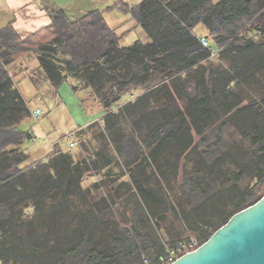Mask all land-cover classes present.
<instances>
[{
	"label": "trees",
	"instance_id": "trees-1",
	"mask_svg": "<svg viewBox=\"0 0 264 264\" xmlns=\"http://www.w3.org/2000/svg\"><path fill=\"white\" fill-rule=\"evenodd\" d=\"M123 11L149 42L122 47L104 11L53 12L27 39L0 30V264H164L166 242L199 247L264 196V0H143ZM203 37L229 68L206 65ZM33 52L55 89L77 78L101 103L109 141L89 157L28 164L30 110L10 68ZM93 173L99 198L82 184Z\"/></svg>",
	"mask_w": 264,
	"mask_h": 264
},
{
	"label": "rangeland",
	"instance_id": "rangeland-1",
	"mask_svg": "<svg viewBox=\"0 0 264 264\" xmlns=\"http://www.w3.org/2000/svg\"><path fill=\"white\" fill-rule=\"evenodd\" d=\"M213 1L216 2L218 0ZM116 14L120 16L121 20L124 19L123 15L119 13ZM128 29L129 28L127 27L125 30ZM138 30L139 32L133 31L130 37L125 38L122 43L120 42L121 46L128 47L133 44L134 40H137V38L139 40L143 37H145L146 39H141V41L148 42L147 34L141 28H138ZM263 41L264 38L259 39V43ZM231 63V59H223L221 55L216 58H209L206 61V65L211 68H229ZM28 64L35 67L36 65H38V60H36L35 57L31 55L29 57ZM10 69L14 70L13 68ZM16 71H19V69H16ZM17 80L18 87L21 91H19V93H22L21 95H23L26 105L30 110V116L25 117L21 124V128L30 132L32 135V140L25 142V144H29L28 148L27 146L25 147V151L28 154L29 152L33 153L32 151H34V158L31 156L28 164L33 163L34 165H36L41 162H47L51 158V156L59 151H71L75 160L78 161L85 157H89L96 149H100L101 147L105 146L106 143L108 144L109 140L107 141L106 136L103 135V133H106L105 123L103 119L104 109L100 102H98V107L96 108L97 113L95 114V118L92 119L93 122L88 125L89 128L86 127V130H84L85 132L87 131V133L91 132L89 133V136L87 135L88 139L86 137H83L82 135L83 140L87 139L86 142L80 143L81 138H79L77 139V143L74 147H72V145L70 144V142L75 143L76 138L74 135H72L73 132L70 133L69 131L70 129L75 128L77 124L79 125V121L80 124H83L85 122L81 120V117L85 114L81 113L78 110L77 105L74 103L73 96L79 94L67 88V85L70 84L69 80L64 83L65 86H60L59 89H53L51 87L53 90L50 91L48 90V88H45L43 86L40 89V87L38 86V81H33L30 78H23L20 76ZM253 89L260 90L257 86H254ZM257 93L255 95L256 98H258ZM143 94H145V88H138L133 91L131 90L130 93L125 94L123 105L126 104L127 101L134 100ZM53 95H57V97H59V101L56 102ZM60 97H63L65 99L66 104H60ZM118 108L119 106H117L114 111H116ZM39 109L41 111V115L39 117H35L34 113ZM84 120H86V117ZM93 125L95 126V128ZM235 142L240 143L239 139H237V141ZM240 144H237L239 145V150L246 151L247 147L241 146ZM37 154H40V156H45L40 158L37 156ZM111 168L113 169L114 174L118 175L120 168H116V165L114 164L111 166ZM102 179L103 178H101L99 175H94L93 173L92 176L89 175L82 184L85 189H95L93 191V196L99 198L100 196H103L106 191L105 187H102L99 190L96 188V186L102 185ZM126 179L127 177H123L121 180L126 181ZM121 180H117L115 184H119ZM34 211V207L27 208L24 212L25 217L32 218L34 216ZM157 226L159 227V223L155 222L154 227L156 229ZM156 233L159 237H161V235L165 237L164 232L161 229L156 230ZM193 239L196 238L194 237ZM197 247L198 245H195V248Z\"/></svg>",
	"mask_w": 264,
	"mask_h": 264
},
{
	"label": "crops",
	"instance_id": "crops-1",
	"mask_svg": "<svg viewBox=\"0 0 264 264\" xmlns=\"http://www.w3.org/2000/svg\"><path fill=\"white\" fill-rule=\"evenodd\" d=\"M142 1L143 0H0V30L11 26L21 39H27L52 25L51 13L53 12L62 11L69 18L78 20L85 17L90 12L104 11V15L108 24L110 27L117 29L116 34L122 43L125 38L130 37L133 31L139 32L138 29H134V27H136V23L131 20L130 15L123 11V7L129 9L139 5ZM221 1L222 0H218L216 2L213 1V3L217 4ZM116 13L123 15L124 19L121 20L120 16H118ZM127 27L129 29L125 30ZM141 39L146 38L143 37ZM141 39L138 40L137 38V40H134L133 44L137 41H141ZM147 39L149 42L148 35ZM144 43H147V41ZM31 55H33L35 59L38 60V56H36V54L33 52L31 54L25 55L21 61H16L11 65L14 71L19 69V71L16 72L12 70L11 73L15 81V88L20 91L17 82V79L20 76L23 78H30L33 81L35 80L36 76L40 89L42 86L48 88L49 91L55 89L45 79L43 73L40 71L39 61L38 65L35 67L28 64L29 57ZM68 80L70 81V84L67 85V88L79 94H75L76 96H73L74 103L77 105L78 110L81 113H84V116L86 117V120H84V116L81 117V120L83 122L85 121L83 124H80L79 121V125L77 124L75 128L70 129L69 132H73L72 135H75V133L80 128L85 129L93 122L92 119L95 118V114L97 113L96 108L98 107V101L92 88H85L84 84H82L77 78L69 77ZM63 86H65V84H63L61 87ZM53 96L56 102L59 101V97H57V95ZM61 103L66 104L63 97H60V104ZM26 146L28 148L29 144H23L21 147L23 150H25ZM32 152L33 153L29 152V154L26 152V154L29 157L32 156L34 158V151ZM37 156L41 158L45 155L40 156V154H37Z\"/></svg>",
	"mask_w": 264,
	"mask_h": 264
},
{
	"label": "water",
	"instance_id": "water-1",
	"mask_svg": "<svg viewBox=\"0 0 264 264\" xmlns=\"http://www.w3.org/2000/svg\"><path fill=\"white\" fill-rule=\"evenodd\" d=\"M172 264H264V196Z\"/></svg>",
	"mask_w": 264,
	"mask_h": 264
},
{
	"label": "built area",
	"instance_id": "built-area-1",
	"mask_svg": "<svg viewBox=\"0 0 264 264\" xmlns=\"http://www.w3.org/2000/svg\"><path fill=\"white\" fill-rule=\"evenodd\" d=\"M201 44L209 49L210 51V58H216L219 55V48L211 46L209 40L207 38H201L200 39ZM41 115L40 110H36L34 113L35 117H39ZM73 146V143L71 144ZM194 238V237H193ZM191 238L189 241H179L175 244H171V242H166L165 244V253L161 257V260H163L164 264H172L185 254H188L190 252L195 251L197 248H195V245H197V240Z\"/></svg>",
	"mask_w": 264,
	"mask_h": 264
}]
</instances>
